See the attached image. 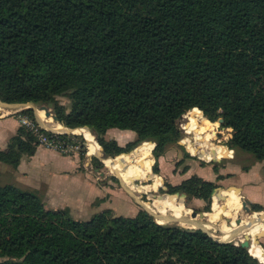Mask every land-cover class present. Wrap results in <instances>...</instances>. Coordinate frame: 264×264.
Returning a JSON list of instances; mask_svg holds the SVG:
<instances>
[{
  "label": "trees",
  "instance_id": "16d2710c",
  "mask_svg": "<svg viewBox=\"0 0 264 264\" xmlns=\"http://www.w3.org/2000/svg\"><path fill=\"white\" fill-rule=\"evenodd\" d=\"M0 100L51 106L57 123L88 127L111 157L131 152L115 160L126 171L130 157L140 172L131 179L177 142L176 121L188 111L222 118L233 130L228 148L264 163V0H0ZM113 128L143 142L107 143ZM36 146L19 128L0 162L16 168ZM178 188L207 201L217 186L194 175ZM189 196L165 202L182 207ZM146 214L105 209L79 220L0 184V264H263L240 244Z\"/></svg>",
  "mask_w": 264,
  "mask_h": 264
},
{
  "label": "rangeland",
  "instance_id": "374dc122",
  "mask_svg": "<svg viewBox=\"0 0 264 264\" xmlns=\"http://www.w3.org/2000/svg\"><path fill=\"white\" fill-rule=\"evenodd\" d=\"M57 99L60 104L64 105L68 109V107L70 106V101L68 98L58 97ZM0 110H1L0 111L1 116L16 117V114L11 113V111H15V110H7L5 108L2 109L0 108ZM22 110H19L18 112H21ZM48 110L51 115L49 117L45 116V111L40 109L39 104H36L35 110H32V112L36 111L37 117L39 118L40 116L42 119H45L47 124H49L50 126H56L57 128L66 127L63 124L57 123L56 120L52 118V115H54L53 107L48 106ZM22 112L30 115L28 112L25 111ZM189 113L191 112L188 111L179 120L176 121L180 138L177 140L176 143L167 145L164 149L163 154L156 159L153 156V154H155V151H159V150L156 147V143L153 142L154 145L153 154L151 150H149V153H146L153 156L154 159V163L151 169L150 167L148 168V173L142 174L140 177H135L134 179L131 178L133 176H137L138 174H140L139 170H138L139 173L138 172L133 173V175L131 176L128 175V179L130 181L127 184L125 183V185L129 189H131V191L133 190L132 192L135 197H132L125 190V188H123V186L120 184V181L118 179L120 177H118L115 171L112 170L111 167H108L109 165H106L104 161L109 159L113 162V164H116L115 163L116 157L120 156L121 154L130 155L131 152L129 151H131L134 147L141 144L143 141L138 142L137 135L135 134V132L131 130H120L116 128L109 129L103 135V139L107 143H115L120 147H126L128 143H132L133 145H135L129 151H125L129 153H120L119 155L111 157L109 154H113V153L107 154V152L104 150L103 146L101 145L99 137L97 140V135L95 132H93L91 129H89L86 126L73 127L77 129H85L92 136L94 145L89 142V135L83 132L88 136V140H87L82 133L76 134L77 132H75L76 135L73 136H75V138L78 139L83 144L82 151L76 153V155L78 156L77 158L79 164L81 166H83L84 164V167L88 170V172L91 173V176L93 178L102 181L105 184L104 187L108 188L107 192L104 194L105 197H103L105 198V200L102 199L89 200L87 204L83 202L84 200H43V198L39 196L46 210H54V209L64 208L67 206L70 209L71 216L79 220L89 219L93 214H96L105 209H110L112 214L115 216H130V217L135 216L139 212L144 213L145 211L147 212L146 215H149L150 217H152L151 215L154 214L158 215L159 217L157 219L160 220L161 219L160 214L152 213L146 210L142 206V203L147 202L151 204L152 201L157 200L166 205L172 204L169 202H173L177 204L175 202V194L185 192V193H190L188 200L186 202L182 201L181 204H178L182 206L179 208L184 209L183 212L196 211L198 213L200 211H203L205 213H208L212 211L213 205L216 202L225 198L228 204L230 205L229 210L227 211V215L225 214V216L219 219V221L207 223L206 228L208 234L215 240H225V242H233L236 245L240 244L241 241L245 239L244 235H249V239L251 242V245L249 246V251L254 256H256L259 252H263L264 235L256 238V241L258 244H260V246L257 243H255V239H254L256 234L259 232L251 234L248 231L246 232L241 231L238 235H236L232 239L220 238V235H224V236L227 235L229 233L228 229L232 227V223H228V218H229L228 214H233L234 211H236L235 209H232L233 204L230 203L233 197L237 198L240 201L243 200L241 203L247 208L246 212L249 211L248 215L251 218H256L257 216H259L260 215L259 212L264 213V211L252 210L251 203H249L247 200L242 198L240 194H238L239 197L226 196L227 194H221V192L224 193L225 191H227L228 187L236 185L235 181L240 176L237 172H240L241 168H245V167L248 168L252 164L261 161L254 160L252 155L249 153L240 150L239 151L233 150V152L229 150L226 142H228L229 138L231 137L233 130L232 128H226L221 126V124L218 123V120L211 122L209 121L213 127L210 131L209 140L207 141L206 144V148L209 151L213 152L214 155L216 156L215 157L203 156L202 154L195 152V150H193V147L198 145L199 143H204V140L203 137L201 138L199 135L195 134L193 129H188V127L186 126L189 121L188 119ZM200 115L203 116L204 114L203 115L200 114ZM23 130L24 132L26 131L24 128ZM217 146H221V147L224 146L227 149ZM118 170L120 172H125V168L124 170L118 168ZM234 172H236V174H234ZM194 175L199 176L203 180L212 181L213 183L216 184L217 186L216 189L218 190L214 193L215 196L213 199H212L213 196L212 194V196L207 201L202 200L203 202H201L200 200L192 196L193 192L191 190L187 191L178 188L184 180ZM157 180H158V185L157 187H155L153 185V182H156ZM145 186L152 188L150 190H146ZM220 188L222 190H220ZM163 193L173 196H168ZM213 200H217V201L212 205ZM165 201H169V202H165ZM222 203L223 200L220 202V204ZM202 220L204 221V218H202ZM257 223L260 224L261 226L263 225L264 228V219ZM162 224H173L178 226L181 225V227L184 228L196 229V227H193L191 225L185 226L179 224L177 221L165 222ZM255 258L259 262L264 264V260L263 261L260 260L257 256Z\"/></svg>",
  "mask_w": 264,
  "mask_h": 264
},
{
  "label": "crops",
  "instance_id": "0c3cea01",
  "mask_svg": "<svg viewBox=\"0 0 264 264\" xmlns=\"http://www.w3.org/2000/svg\"><path fill=\"white\" fill-rule=\"evenodd\" d=\"M19 128L16 117L0 116V150L6 149L10 138ZM89 142H94L91 135ZM77 157L76 154H63L37 145L32 155L21 157L16 168L0 162V184L11 183L32 190L43 200H84L87 204L89 200H105L103 197L108 188L104 187L102 181L93 178L84 164H79ZM237 173L240 176L234 186L239 190L231 186L221 194L235 197L240 194L251 204L264 205L263 163L256 162Z\"/></svg>",
  "mask_w": 264,
  "mask_h": 264
},
{
  "label": "bare ground",
  "instance_id": "6f19581e",
  "mask_svg": "<svg viewBox=\"0 0 264 264\" xmlns=\"http://www.w3.org/2000/svg\"><path fill=\"white\" fill-rule=\"evenodd\" d=\"M188 119H189V121H188V124L186 125L188 127V129H193L194 133L199 135L201 138L203 137V140H204V143H199L198 145L194 146L193 150H195V152H197V153L202 154L203 156L215 157L216 155H214L213 152L209 151L206 148L207 141L209 140V134H210V131L213 127L212 124H210V122H208L205 117L201 116L199 113H197L195 111L189 113ZM39 120H40V118H39ZM74 132H77V133L84 132L90 136L89 132L85 129H75ZM130 160H131L130 157L126 158L127 164H126V171L125 172H120L118 170L116 164H113V162L109 159L105 160L104 162L106 165H109L108 167H111L112 170L115 171V173L118 175V177H120L123 180L124 183L127 184L130 181L128 179V175L137 172V169L133 168ZM131 188H133V187H131ZM222 200H223V203L220 204V202ZM242 201H240L234 197L231 199L230 203L233 204L232 209H235L236 211H234L233 214H228V217L231 219L232 227H230V229H228L229 233L227 235H225V236L220 235L221 239H232L236 235H238L241 231H245V232L248 231L251 234L259 232L256 235L263 234V232H264L263 231L264 230L263 225L261 226L257 222L264 219V213L263 212L260 213V215L257 216L256 218H251L248 215L249 211L246 212L247 208L241 203ZM142 206L146 210H148L152 213L160 214L161 215L160 220L157 219L159 216L154 214V216L156 217V219L159 223L177 221L179 224H182L185 226L191 225L193 227H196L197 225H201L202 227L207 229L206 228L207 223L219 221V219L223 218L225 216V214L227 215V211L229 210L230 205L228 204V202L226 201L225 198L219 200L218 202H216L213 205L211 212L205 213L204 221L201 218H199L197 215L190 218V216H188V215H190L191 212H189V211L183 212L184 209L179 208L178 206H175L174 204H171V206L177 210L181 209V213L176 214L169 205H166V204H164L160 201H157V200L152 201L151 204L147 203V202L146 203L143 202ZM239 212H240V214H239ZM255 243H257V242L255 241ZM258 245L260 246V244H258ZM256 256L260 260L263 261L264 260V251L259 252Z\"/></svg>",
  "mask_w": 264,
  "mask_h": 264
},
{
  "label": "built area",
  "instance_id": "2783aa9c",
  "mask_svg": "<svg viewBox=\"0 0 264 264\" xmlns=\"http://www.w3.org/2000/svg\"><path fill=\"white\" fill-rule=\"evenodd\" d=\"M19 110L22 109L11 111V113L16 114L19 126L24 128L40 146L63 154H76L82 151L83 144L73 136L76 134L63 133L56 126H51L54 130L48 131L35 117L23 113L22 111L18 112ZM42 122L47 124L46 120ZM47 125L50 126L49 124ZM247 249L249 254L252 255L249 248Z\"/></svg>",
  "mask_w": 264,
  "mask_h": 264
},
{
  "label": "water",
  "instance_id": "95a60500",
  "mask_svg": "<svg viewBox=\"0 0 264 264\" xmlns=\"http://www.w3.org/2000/svg\"><path fill=\"white\" fill-rule=\"evenodd\" d=\"M0 108H5L7 110H18V109H26V108H31L32 110H35V104L32 103V102H27V103H21V102H13V103H8V102H3L0 100ZM40 109L41 110H44L45 111V116L49 117L51 116L50 115V112L48 110V107L46 105H40ZM34 112V116L35 118L43 125V127L48 130V131H52L54 130L53 127L51 126H48L47 124L43 123L41 120H39V118L37 117V114H36V111H33ZM52 118L55 119V116L52 115ZM223 122V119L222 118H219L218 119V123H222ZM74 129H77V128H67V127H62V128H59V130H61V132L63 133H74ZM76 134H80V133H76ZM233 151V150H232ZM119 181H120V184L123 186V188H125V190L132 196V197H135L133 192L131 191V189H129L125 183L120 179L118 178ZM235 189H238L237 187H235ZM218 189H214L213 191V194L217 191ZM239 190V189H238ZM198 216L199 218H204L205 217V212L203 211H200V212H196V211H192L191 214H190V218L191 217H194V216ZM154 219V221L158 224H162V223H159L156 219V217L154 215H151ZM228 223H231V219L228 218ZM196 229H201L202 231L206 232L208 234V231L207 229H205L204 227H202L201 225H197L196 226ZM264 234L262 235H256L255 236V241H256V238L259 237V236H263ZM245 239L241 241L240 245L242 247H245V248H249V246L251 245V242H250V239H249V235H244ZM253 239V240H254ZM252 240V241H253ZM218 242H225V240H216ZM257 242V241H256Z\"/></svg>",
  "mask_w": 264,
  "mask_h": 264
}]
</instances>
